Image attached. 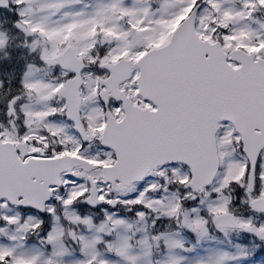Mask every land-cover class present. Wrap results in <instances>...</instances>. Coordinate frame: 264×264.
Masks as SVG:
<instances>
[{
  "label": "snow or ice",
  "instance_id": "obj_1",
  "mask_svg": "<svg viewBox=\"0 0 264 264\" xmlns=\"http://www.w3.org/2000/svg\"><path fill=\"white\" fill-rule=\"evenodd\" d=\"M0 264H264V0H0Z\"/></svg>",
  "mask_w": 264,
  "mask_h": 264
}]
</instances>
